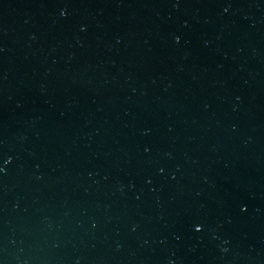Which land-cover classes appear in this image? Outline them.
I'll use <instances>...</instances> for the list:
<instances>
[{
	"label": "water",
	"instance_id": "obj_1",
	"mask_svg": "<svg viewBox=\"0 0 264 264\" xmlns=\"http://www.w3.org/2000/svg\"><path fill=\"white\" fill-rule=\"evenodd\" d=\"M0 264H264V0H0Z\"/></svg>",
	"mask_w": 264,
	"mask_h": 264
}]
</instances>
